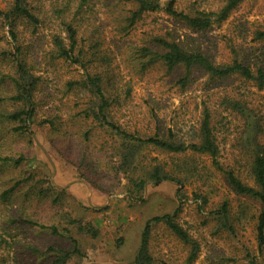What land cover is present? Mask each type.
Masks as SVG:
<instances>
[{
  "label": "rangeland",
  "instance_id": "1",
  "mask_svg": "<svg viewBox=\"0 0 264 264\" xmlns=\"http://www.w3.org/2000/svg\"><path fill=\"white\" fill-rule=\"evenodd\" d=\"M29 1L48 4V0ZM178 1L183 4L186 0ZM11 2L0 0V9L6 10ZM104 2L93 0L90 24L97 26L95 36L100 37L101 50L108 52L112 72L119 77L118 89L122 94L126 87L131 91L126 101L112 107L114 120L128 126L138 124L147 131L171 128L189 141L198 128L202 101L210 97L208 105L212 121L217 122L219 142L216 160L253 186L251 152L245 146L252 133L240 116L222 109L217 100L222 95L245 98L264 115V89L257 90L251 81L243 82L236 75L207 82V75L197 68L191 69L182 86L183 68L167 72L160 63L148 64L138 55V47L149 44L147 32L156 28L171 33L178 42L198 47L217 63L229 62L232 48L251 65L262 62L264 39H255L254 31L264 29V0H243L227 19L201 31L175 21L162 10L144 14L143 20L130 27L124 16H130L131 3L119 12ZM199 3L211 10L220 5L218 0ZM14 28L19 41L24 42L27 65H33L31 71L39 80L29 131L11 136L5 130L0 133L1 156L22 157L19 163L0 166V191L21 180L7 201L0 199V238L9 242H1L0 257L8 251L6 258L13 264H55V252L71 251L75 239L78 252L70 253L62 264H132L145 221L178 207L175 220L196 243V257L189 260L190 244L165 224L156 223L148 243L151 264H248L255 256L262 262L254 230L261 204L237 194L208 154L142 146L139 168L160 165L181 183L148 181L138 193L140 199H131L125 175L114 169L117 137L91 116H84L91 101L88 92L66 89V82L77 79L83 69L51 55L55 22L33 31L18 19ZM88 29L82 28L81 34L87 36ZM9 42V25L0 16V46L10 48ZM8 66L2 63L5 71ZM18 106L19 102L7 99L2 108ZM257 140L264 145V124ZM224 201L229 205L233 230L221 225L215 213ZM52 226L58 233L51 232Z\"/></svg>",
  "mask_w": 264,
  "mask_h": 264
},
{
  "label": "trees",
  "instance_id": "2",
  "mask_svg": "<svg viewBox=\"0 0 264 264\" xmlns=\"http://www.w3.org/2000/svg\"><path fill=\"white\" fill-rule=\"evenodd\" d=\"M108 1L105 0L103 4L119 12H123L126 4L131 3L130 16H124L129 21L127 26L130 27L135 24L136 20H143L144 14L162 10L175 21L184 23L192 30L201 31L227 19L243 0H218L220 5L215 10L201 8L199 0H186L183 4H180L178 0H166L165 2L160 0H110L109 3ZM47 3L46 5L43 3L33 5L29 0H12L6 10L0 9V16L8 23L12 38V42H9L10 48L0 46V133L5 130L6 135L11 136L15 133L28 132L35 109L33 94L39 78L31 71L33 65H27V55L23 49L24 42L19 41L18 33L14 28L16 20L19 19L31 26L33 31L54 21L56 29L51 32V55L83 69L77 79L66 82V87H68L66 89L77 90L78 88L88 92L91 101L84 110V116H91L98 126L109 130L117 137L114 169L125 175L131 189L129 192L131 199H140L138 193L144 190L148 181H152L153 184H159L162 181L181 183L177 177L168 174L160 165H154L149 169L139 168L138 156L142 146H153L156 149L174 153L191 150L208 154L213 158V163L222 170L227 182L237 194L250 196L260 202L261 208L257 214L254 230L262 262L258 263L255 256L248 264H264V145L257 140L258 135L263 131V113L252 107L245 98L222 95L217 100V104L221 105L222 109L240 116L247 130L249 129L252 133L246 138L245 146L250 147V173L254 180L253 186L244 183L232 169L223 168L216 160L219 142L217 122L212 121V110L208 105L210 97L202 101L198 128L192 132L193 137L189 141L175 135L171 128L165 132H160L156 128L147 131L138 124L128 126V124L116 122L111 109L126 101L131 91L126 87L123 96L121 90L118 89L119 77L112 72L108 52L103 53L101 50L100 37L95 36L97 26L90 24L95 12L93 0H48ZM89 26L92 29L91 33ZM82 28L89 30L87 36L81 34ZM147 34L149 44L144 43L139 46L138 55L145 57L148 64L160 63L167 72L178 67L183 68L184 73L179 79L182 86L185 85L191 69L197 68L207 75V82H215L236 75L243 82L251 81L257 90L264 89V61L257 60L251 65L243 55L241 57L236 48H232L230 50L231 60L217 63L198 47H191L176 41L169 32L163 33L161 30L152 28ZM254 37L264 39V29L255 30ZM2 63L9 65L7 71L2 68ZM7 99L19 102L20 106L14 110L2 108ZM10 123H14L11 130L8 129ZM140 128L143 132L139 130ZM21 159V156L14 158L0 154V166L9 162L19 163ZM20 182L21 180L16 181L8 189L0 191V199L7 201ZM177 211L178 207L172 213L155 215L145 221L132 264L152 263L148 243L151 227L156 223L165 224L180 240L189 243L191 246L189 260L195 259L198 247L188 231L175 220ZM215 213L222 220L221 225L233 230L230 224L231 218H229V205L226 201L222 202ZM41 225L46 227L43 223ZM56 230L55 226L51 227V232L58 233ZM14 239L11 244L15 242ZM72 241L74 247L71 251L58 250L60 253L55 252L53 258L55 260H52L55 264H62L68 259L70 253L78 252L75 239ZM1 242L9 243L5 238H0V244ZM26 247L31 250L35 249L30 245ZM5 248L9 250L10 245ZM7 256L0 257V264H13L6 258Z\"/></svg>",
  "mask_w": 264,
  "mask_h": 264
}]
</instances>
